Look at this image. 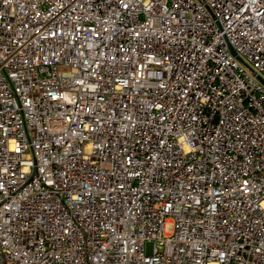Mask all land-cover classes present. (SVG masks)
Returning <instances> with one entry per match:
<instances>
[{"label": "built area", "instance_id": "1", "mask_svg": "<svg viewBox=\"0 0 264 264\" xmlns=\"http://www.w3.org/2000/svg\"><path fill=\"white\" fill-rule=\"evenodd\" d=\"M0 264H264V0H0Z\"/></svg>", "mask_w": 264, "mask_h": 264}, {"label": "rangeland", "instance_id": "2", "mask_svg": "<svg viewBox=\"0 0 264 264\" xmlns=\"http://www.w3.org/2000/svg\"><path fill=\"white\" fill-rule=\"evenodd\" d=\"M173 231V222H172V218H169L166 222H165V226H164V232L166 234H170Z\"/></svg>", "mask_w": 264, "mask_h": 264}]
</instances>
